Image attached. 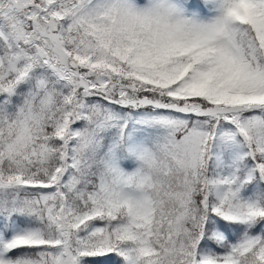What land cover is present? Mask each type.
<instances>
[{"label": "snow or ice", "instance_id": "snow-or-ice-1", "mask_svg": "<svg viewBox=\"0 0 264 264\" xmlns=\"http://www.w3.org/2000/svg\"><path fill=\"white\" fill-rule=\"evenodd\" d=\"M0 264H264V0H0Z\"/></svg>", "mask_w": 264, "mask_h": 264}]
</instances>
